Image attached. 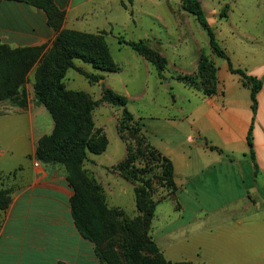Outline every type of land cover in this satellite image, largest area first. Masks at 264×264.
Segmentation results:
<instances>
[{"label": "crops", "instance_id": "1", "mask_svg": "<svg viewBox=\"0 0 264 264\" xmlns=\"http://www.w3.org/2000/svg\"><path fill=\"white\" fill-rule=\"evenodd\" d=\"M198 1L206 14L204 0ZM254 1L218 0L214 21H207L233 67L263 82L255 114L250 88L214 54L207 31L183 0H53L63 14L58 30L41 8L0 2V44L12 49L47 51L63 30L106 35L120 70L103 74L104 81L96 84L98 98L96 90L86 91L96 101L103 84L121 94L107 83L110 74L123 75L127 91L143 73L146 83L155 80L166 96L164 104L153 107L157 117L143 124L151 144L174 166L177 191L157 204L151 227L167 262L264 264V14L255 11ZM121 38L147 42L166 59L165 71L159 74ZM203 56L218 68V90L212 96L178 80L196 74ZM76 65L95 72L89 64ZM75 74L74 83L82 76ZM124 96L128 103L144 97ZM118 113L101 103L93 113L96 127L108 136L110 123L118 129ZM53 129L50 113L34 96L25 108L0 103V191L9 198L0 208V264H102L95 243L76 223L75 191L64 169L36 159L39 139ZM124 148L123 156L111 153L109 140L107 152L90 156L85 168L101 182L111 208L126 210L122 197L130 195L132 213L137 210L135 186L112 171L126 158L125 143Z\"/></svg>", "mask_w": 264, "mask_h": 264}, {"label": "trees", "instance_id": "2", "mask_svg": "<svg viewBox=\"0 0 264 264\" xmlns=\"http://www.w3.org/2000/svg\"><path fill=\"white\" fill-rule=\"evenodd\" d=\"M3 0H0V2ZM43 9L51 24L58 30L63 14L53 0H16ZM183 7L196 16L210 38L214 54L229 63L230 71L243 78L244 85L251 90L254 114L258 108V94L263 82L244 70L235 69L229 55L218 43L213 29L209 26L201 3L198 0H183ZM136 53L149 61L162 74L166 59L153 50L147 42L125 41ZM43 48L12 49L0 44V103L9 102L21 108L26 107L24 84L27 75L38 62ZM83 61L101 72L114 73L119 70L115 64L108 42L104 35L87 34L71 30L59 33L53 49L45 56L36 70L34 92L54 121L53 132L39 139L36 159L45 166L60 165L65 169L70 185L75 191L72 209L80 232L95 243L96 253L102 264H120L115 248L118 236L122 250L129 264H191L167 262L156 245L151 232L156 206L154 193L156 185L166 190L165 196H173L177 191L172 161L156 149L143 132V126L127 109L126 97L111 89H103V100L122 108L119 133L127 141V157L114 170L135 185V199L138 216L130 219L120 208H111L106 200L103 186L85 168L90 155L99 156L106 152L108 139L97 131L93 112L100 101H93L86 93L70 91L63 80L69 69L76 68L75 61ZM91 83L102 79L96 74H88L78 69ZM218 68L213 60L203 56L195 75L179 76L184 84L201 91L205 96L217 93ZM22 94L23 98L19 96ZM137 138L134 143L127 135ZM252 127L248 134V144H252ZM7 191H0V208L8 202ZM148 249L152 258H144L140 252Z\"/></svg>", "mask_w": 264, "mask_h": 264}, {"label": "rangeland", "instance_id": "3", "mask_svg": "<svg viewBox=\"0 0 264 264\" xmlns=\"http://www.w3.org/2000/svg\"><path fill=\"white\" fill-rule=\"evenodd\" d=\"M216 1H218V0H216ZM215 0H204V4H205V6H206V14H205V12H204V14H205V17H206V19L208 20V21H211V22H213L214 21V19H215V17L214 16H212L213 15V13H214V9L217 7L216 6V2ZM253 4H254V6H255V11H257V12H259L260 13V15H262V14H264V0H255L254 2H253ZM201 6H202V4H201ZM203 8V7H202ZM204 11V10H203ZM98 35H104V37L106 38V35L105 34H98ZM107 41V40H106ZM108 42V41H107ZM51 49H53V46L51 47V48H49L47 51H45V49H43V51H42V53H41V55H40V58H39V60H38V62L36 63V65L31 69V71L28 73V75H27V80H26V83L24 84V91H25V94H24V96H25V101H26V106H27V104H28V98L31 96H34V98L35 99H37L38 100V98L36 97V95H35V92H34V84H35V75H36V70H37V68L40 66V64L43 62V60H44V58H45V56L49 53V51L51 50ZM111 55H112V53H111ZM113 58V57H112ZM114 60V59H113ZM77 62H83V61H80V60H78V61H75V66H76V68H72V69H69L68 70V72H67V74H66V77L64 78V80H63V82H64V84H65V86H66V88L68 89V87H67V85L71 88V89H73V90H70V89H68V90H70V91H76V92H84V93H86L93 101H96L94 98H98V90H99V88H98V86H96V84L97 83H99L100 81H104V73H108V72H101V71H98V70H96V69H94L95 70V72L94 73H88V72H86V73H88V74H96V75H99V76H101L102 77V79L101 80H99L98 82H96V83H91L84 75H82L79 71H78V69H81V68H78L77 67V65H76V63ZM115 62V61H114ZM149 62V61H148ZM84 63V62H83ZM85 64H87V63H85ZM116 64V63H115ZM90 65V64H89ZM117 65V64H116ZM90 66H92V65H90ZM118 66V65H117ZM93 67V66H92ZM119 67V66H118ZM94 68V67H93ZM75 70L78 72V73H80L82 76H80V79H78L77 80V82L76 83H74L72 80V76L73 75H76L75 74ZM81 70H83V69H81ZM119 70H120V67H119ZM119 70L117 71V72H114V73H118L119 72ZM84 71V70H83ZM198 72V71H197ZM160 74V73H159ZM197 74V73H196ZM111 75V78H110V81H107V83H109V84H111V85H113L114 86V88H116L117 90H119L120 92H121V94H123L122 96H124L125 94H126V92L128 93V94H130L131 96H133V97H135L136 98V96L138 95L139 97H143V99L142 100H134V101H131V102H129L128 103V105H127V109H128V111L130 112V113H132L133 115H134V117H135V119L137 120V121H140L139 123L140 124H142V126H143V132L145 133V135L147 136V133H146V129H145V126H144V124H146V122H149V121H151V119H153V118H156L157 117V111L153 108L154 107V105L155 104H164V102H165V99H166V96H163L162 95V93H161V90H159V88H158V86H157V84H156V81L155 80H152V81H150L149 83H146V76L142 73V77H141V79L139 80V81H136L135 83H131V84H129L128 85V89H127V91H124V86H125V82L123 81V75H121V74H110ZM195 75V74H194ZM181 76V75H180ZM182 76H185V75H182ZM189 76H192V75H189ZM179 77V76H178ZM179 80V79H178ZM92 84H94L95 86H92V87H94V88H91V85ZM147 84V86L148 85H150L149 86V89L147 88V86H145ZM153 85V86H152ZM174 86V89H173V91H172V93H174V94H176V95H180V93H179V90H178V88L175 86V85H172L171 87H173ZM104 88H107V89H111L110 87H107V86H105L104 84H103V87H102V97H101V99L100 100H98V101H100V104L101 103H106V104H108V105H110V106H112V107H114V108H117V110L119 111V113H118V129L116 128V125L114 124V123H110L109 125H108V129H107V132H108V136H107V134H106V132H105V130L104 129H99V128H97L96 127V125H95V127H96V130L97 131H101L103 134H105L106 135V137H107V139H108V143H109V140H110V142H111V153H114V154H116L117 156H123L124 154H125V148H124V143H125V145H126V148H127V141H123L122 139H121V136H120V133H119V121H120V118H121V115H122V111H123V109L122 108H118V107H115V106H113V105H111V104H109L108 102H106L105 100H103V89ZM97 92H96V91ZM111 90H113V89H111ZM89 92V93H91V92H93V91H95L96 92V96L95 95H93L94 96V98H93V96H91L89 93H87V92ZM114 91V90H113ZM114 92H116V91H114ZM144 92L146 93V96L144 95ZM117 93V92H116ZM117 94H119V93H117ZM120 94V95H121ZM21 96H19L20 97V99H22L23 98V96H22V94H20ZM168 96V95H167ZM183 96V95H182ZM182 96L180 95V96H178L180 99L182 98ZM125 97V96H124ZM138 97V98H139ZM38 102H39V100H38ZM2 103H9V102H2ZM40 103V102H39ZM41 104V103H40ZM99 104V105H100ZM10 105H12V106H16V107H19V106H17V105H15V104H13V103H10ZM41 105H43V104H41ZM98 105V106H99ZM97 106V107H98ZM19 108H21V107H19ZM25 108V107H24ZM94 113V112H93ZM117 114V113H116ZM49 117V116H48ZM138 118H143V122H142V120H140V119H138ZM50 119V118H49ZM93 120H94V116H93ZM95 123V122H94ZM144 123V124H143ZM53 132V131H52ZM45 136V135H44ZM109 137V138H108ZM147 138H148V136H147ZM136 139L137 138H135V137H133L132 135H127V140L130 142V143H134L135 141H136ZM148 140H149V138H148ZM151 143V142H150ZM108 148H109V144H108V147H107V150H108ZM107 150H106V152H107ZM90 156H94V155H90ZM89 156V157H90ZM126 157H127V154H126ZM88 160H89V158H88ZM125 160V159H124ZM58 166H60V165H58ZM60 167H62V166H60ZM63 168V167H62ZM64 169V168H63ZM64 171H65V169H64ZM112 171H114V172H116V173H118L117 171H115L114 170V168H112ZM66 173V172H65ZM118 174H120V173H118ZM127 180V179H126ZM127 181H129V180H127ZM129 182H131V181H129ZM99 183L101 184V182L99 181ZM132 183V182H131ZM133 184V183H132ZM102 185V184H101ZM134 185V184H133ZM135 186V185H134ZM155 188H156V192L154 193V198L156 199V200H159V199H161V201L162 200H165V199H167L168 197L167 196H165L166 194H167V192H166V190H164V189H162L159 185H156L155 186ZM124 198V199H123ZM122 199H123V201L122 202H124V204H125V206H127V211L126 210H124V209H122V208H120V209H122V210H124L126 213H127V215L130 217V219H132V218H135L136 216H138V210H136L135 212H132L131 213V211H130V204L132 203V201L130 200V195H129V198L127 197V196H123L122 197ZM108 202V201H107ZM135 202H136V199H135ZM133 204V203H132ZM137 207V206H136ZM129 211V212H128ZM149 236H151V232L149 233ZM118 243L116 244V246H115V248H116V250H117V255H118V258H119V260H120V264H129L128 262H127V260H126V258H125V256H124V252H123V250H122V241H121V237L120 236H118ZM140 254H141V256H143L144 258H148V259H151L152 258V255H151V253H150V251H148V249H142L141 250V252H140ZM158 264H161V263H158Z\"/></svg>", "mask_w": 264, "mask_h": 264}]
</instances>
